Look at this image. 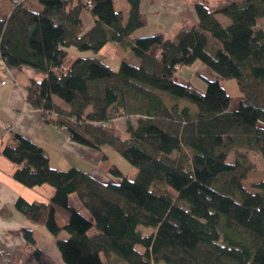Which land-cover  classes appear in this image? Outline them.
<instances>
[{
    "label": "trees",
    "instance_id": "trees-1",
    "mask_svg": "<svg viewBox=\"0 0 264 264\" xmlns=\"http://www.w3.org/2000/svg\"><path fill=\"white\" fill-rule=\"evenodd\" d=\"M28 1L0 14V60L42 75L25 87L27 103L65 127L70 140L109 147L139 170L133 180L113 166L119 181L101 183L78 169L52 168L37 143L13 135L0 154L18 166L15 180L54 188L50 203L19 199L16 208L58 238L64 263L118 256L129 264H264V181L252 185L256 191L244 186L255 168L249 153L264 159V0H191L197 22L174 38L135 35L150 24L141 0H128L127 17L114 0ZM84 11L95 19L88 29ZM110 43L129 48L139 64L113 70L69 52L97 53ZM197 62L215 76L204 77V92L177 79ZM225 79L237 81L235 108ZM58 208L69 213L64 224ZM141 226L154 231L145 235ZM63 232L67 238H59ZM24 237L37 245L31 231Z\"/></svg>",
    "mask_w": 264,
    "mask_h": 264
},
{
    "label": "crops",
    "instance_id": "crops-1",
    "mask_svg": "<svg viewBox=\"0 0 264 264\" xmlns=\"http://www.w3.org/2000/svg\"><path fill=\"white\" fill-rule=\"evenodd\" d=\"M3 1V9L0 8V14L8 16L18 0ZM114 2L116 4L117 0H114ZM162 5L163 0H141V11L150 20L147 27L162 23L163 16L158 20L155 17L159 16L161 10H163ZM189 9L194 12L192 7L189 6ZM122 11L124 15L127 13L128 16L129 6H126ZM84 12L88 13L83 15ZM84 12L81 17L85 29H88L94 24L95 19L89 11ZM188 17L179 16L180 21H176L178 27ZM189 18L192 22H197V19L194 20L193 15ZM166 22L167 20L163 24L165 30ZM161 27L163 28L162 25ZM142 29L138 30L135 35H151L144 33ZM69 52L74 57L84 56L76 48H69ZM131 54L133 55L132 52ZM136 62L139 64L138 59ZM204 68L199 73H203V77L213 79L215 77L214 73ZM182 69L178 72V81L184 84L191 83L195 89L204 92L206 87L193 84L192 77L182 74ZM40 76L35 70L28 67L22 70L9 69L4 61L0 60V81L6 82L5 85L0 84V152L4 147L13 143V135H24L37 143L46 152L52 168L62 171L78 169L101 183L115 182L110 170L107 171L102 167L103 161L109 160L106 153L108 151L105 152L108 147L95 150L70 140L65 131L51 121L52 118L47 116V113L29 106L26 100L25 87L30 80H39ZM235 107L236 105L233 106V108ZM17 167L16 164L0 154V264H24L29 261L31 254L36 249H40L42 253L35 257V260L31 261L30 264H65L57 246L58 238L51 235L45 226L31 221L16 208V202L19 199H23L28 203H50L54 188L49 189L47 185L33 189L26 187L14 178ZM25 231L33 233L37 242L35 247L27 244L24 237ZM67 237L66 232L61 233L59 236V238Z\"/></svg>",
    "mask_w": 264,
    "mask_h": 264
},
{
    "label": "rangeland",
    "instance_id": "rangeland-1",
    "mask_svg": "<svg viewBox=\"0 0 264 264\" xmlns=\"http://www.w3.org/2000/svg\"><path fill=\"white\" fill-rule=\"evenodd\" d=\"M29 1H30V3L33 2V4L38 3V0H29ZM190 1L191 0H163V5H162L163 10H161V13L159 14V16H155L156 20L160 19L163 16L162 23H157L155 25L152 24L151 26L145 27L144 29H142V31L146 34H154L158 31H163V33L165 34V36L167 38H174V36L181 29L190 28L193 25L194 22H192L191 18H189V17H191V15L194 16V20L197 19L195 12H191V10L189 9L188 4ZM210 1L213 5L216 4V2H217V0H210ZM3 2H4L3 0H0V8L1 9H3V7H2ZM126 6H129L128 0H117V2L115 4V8L117 10H123L124 8H126ZM39 7L40 6L37 5L36 9H38ZM86 13H88V12H84L83 15H85ZM181 15L186 16V17L189 16V17L186 18V20L182 21V23L179 25L180 27H178V24L176 21H180L178 17ZM125 16H127V13ZM217 18L219 19V21L224 26H229L231 23L230 18H228L222 14L217 15ZM165 20H167L166 30H165L164 25H163L165 23ZM161 25L163 26V28L161 27ZM258 25L264 29V18L259 20ZM140 34H141V32H140ZM128 51H131V50L127 47H123V46L118 47V46H116V44L110 43L107 46H105L101 51H99L97 53H94V52H82V53L84 56L98 57V58L104 60L106 63H108L113 70H116V69L118 70L120 67V64L123 61H126V62H128L130 64H134V65L138 64V62H136L137 58L135 56H133L131 54V52H128ZM202 67L204 68L205 66L203 64H201L200 62H197L193 66L184 67L181 70V73L187 74L188 76L192 77L193 84H195L197 86L202 85V86L206 87V83L204 81L206 79H204L203 73H199L200 70L203 69ZM205 68H207V67H205ZM41 78H42V75L39 77V80ZM221 83H222V86L227 90V92L229 93V95L232 98V104L231 105H233V106L236 105L238 103V99L241 97V93H240L237 81L235 79H225V80H221ZM57 101L60 104H62V101L60 99H57ZM181 101H183V103H187V101H184V100H181ZM193 107H195V106H193ZM118 123H120L121 126H124L125 121L122 119ZM106 149L107 150H105V152L108 151L106 153L108 154L109 160L103 161V164H102L103 168H105L108 171L113 166H115L124 175L129 176L133 180H135L138 177L139 170L137 168L132 166L118 152L114 151L113 149H111L109 147ZM249 156L253 160V162L255 163V168L253 171H251L248 174L247 179L244 181V186L246 187L247 190L254 191L255 189L252 188V185L255 183L264 181V159L261 155L254 153V152H250ZM113 179L115 180V182L119 181V178L113 177ZM47 186H45V187H47ZM48 188L52 189L51 186H48ZM70 202L72 205H75V206L79 207L80 209H82L80 200L77 198L76 195L71 196ZM67 216L69 217V213L67 212L66 209H64V208H58L57 209V221L60 224H64L65 222H67V220H68ZM65 217H67V218L64 219ZM140 229L143 231V233L145 235H149L154 231V229L151 227L141 226ZM139 249H142L141 246H139ZM103 264H129V263L126 262L125 260L119 258L118 256H113L111 259H103Z\"/></svg>",
    "mask_w": 264,
    "mask_h": 264
},
{
    "label": "built area",
    "instance_id": "built-area-1",
    "mask_svg": "<svg viewBox=\"0 0 264 264\" xmlns=\"http://www.w3.org/2000/svg\"><path fill=\"white\" fill-rule=\"evenodd\" d=\"M21 1H24V0H21ZM87 3H88L89 6H92V2L90 0ZM0 84L1 85H5L6 82L5 81H0ZM65 129H66L65 127L62 128V130H64V131H65Z\"/></svg>",
    "mask_w": 264,
    "mask_h": 264
}]
</instances>
